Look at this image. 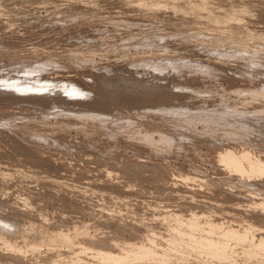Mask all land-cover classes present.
<instances>
[{"label":"rangeland","instance_id":"374dc122","mask_svg":"<svg viewBox=\"0 0 264 264\" xmlns=\"http://www.w3.org/2000/svg\"><path fill=\"white\" fill-rule=\"evenodd\" d=\"M0 94V219L9 232L75 227L112 247L106 237H136L148 223L165 240L179 223L174 210L190 220L210 209L200 219L211 215L220 228L264 227L260 207L243 205L263 177L240 176L213 154L237 144L264 157V0H0ZM60 244L57 264L70 249ZM233 261L223 263H241Z\"/></svg>","mask_w":264,"mask_h":264},{"label":"bare ground","instance_id":"6f19581e","mask_svg":"<svg viewBox=\"0 0 264 264\" xmlns=\"http://www.w3.org/2000/svg\"><path fill=\"white\" fill-rule=\"evenodd\" d=\"M232 3V2H231ZM239 8L235 7L234 5L231 8V11L234 10L239 11L240 13L247 8L246 5H240L238 6ZM230 9V8H229ZM246 11V10H245ZM233 19V18H232ZM213 20V19H212ZM216 22V21H215ZM225 22V21H224ZM209 26V25H207ZM215 26V25H214ZM213 26V27H214ZM227 26V25H226ZM206 27V26H205ZM217 27V26H216ZM234 27V26H233ZM253 27V26H252ZM220 28V27H219ZM222 28V27H221ZM229 28V27H228ZM232 28V27H230ZM237 30V27H235ZM243 28V27H242ZM239 30V29H238ZM243 30V29H242ZM248 30V29H247ZM234 31V28H233ZM228 32V31H227ZM239 32V31H238ZM230 33V32H229ZM234 35H236V32H232ZM229 35V34H228ZM262 36V35H261ZM258 37V36H257ZM263 37V36H262ZM261 38V37H260ZM171 42V41H170ZM173 42V41H172ZM176 43V42H175ZM178 43V42H177ZM36 48V47H35ZM41 49V48H40ZM37 50V48H36ZM19 51V50H18ZM24 51V50H23ZM180 51V50H179ZM45 52V51H44ZM57 52V51H56ZM183 52V51H182ZM185 52V51H184ZM13 53V52H12ZM30 56V55H29ZM210 56V55H209ZM212 59V58H211ZM256 59V58H255ZM210 60V59H209ZM250 60V59H249ZM251 61V60H250ZM211 62V61H210ZM252 62V61H251ZM250 62V63H251ZM215 63V62H213ZM208 64V63H207ZM216 64V63H215ZM29 65V64H28ZM31 65V64H30ZM179 65V64H178ZM209 65V64H208ZM222 66V65H221ZM180 68V67H179ZM248 68H251L250 66ZM217 69V68H216ZM116 70V69H115ZM226 70V69H225ZM117 71V70H116ZM185 72V71H184ZM223 72V71H222ZM245 72V71H244ZM101 73V72H100ZM94 75V74H93ZM121 76V75H120ZM34 77V76H33ZM88 78V77H87ZM129 78V77H128ZM127 78V79H128ZM228 78V77H227ZM233 78V77H232ZM97 79V78H96ZM112 79V77H111ZM110 80V79H109ZM108 81V80H107ZM113 81V80H112ZM111 81V82H112ZM106 82V79L105 81ZM119 82V81H118ZM22 82H20L21 84ZM102 83V82H101ZM114 83V82H112ZM147 83V81H146ZM186 83V82H185ZM105 84V83H103ZM109 84V83H108ZM111 84V83H110ZM109 84V85H110ZM127 84V83H126ZM125 84V85H126ZM133 84V83H132ZM131 84V85H132ZM144 84V83H143ZM32 85V84H31ZM130 85V86H131ZM184 85V83H183ZM15 86V85H14ZM26 86V85H25ZM100 87L103 86L102 84L99 85ZM106 86V84H105ZM143 85L141 84V87ZM156 86V85H155ZM182 86V84H181ZM232 86V85H231ZM235 86V85H234ZM29 87V86H28ZM27 87V88H28ZM36 87V86H35ZM45 87V86H44ZM79 87V86H78ZM104 87V86H103ZM188 87V86H187ZM237 87V86H236ZM26 88V89H27ZM32 88L34 89V86H32ZM109 88V87H108ZM222 88V87H221ZM71 89V88H70ZM74 90V88H72ZM98 89V88H97ZM129 89V88H128ZM234 89V88H233ZM31 90V89H30ZM45 90V88H44ZM54 90V88H53ZM52 90V91H53ZM75 90H78L75 88ZM102 90V89H101ZM107 90V89H106ZM130 90V89H129ZM135 90V89H134ZM165 90V88H164ZM210 90V89H209ZM109 91V90H107ZM133 91V90H132ZM166 91V90H165ZM164 91V92H165ZM202 91V90H201ZM225 91V90H223ZM228 91V90H227ZM237 91V90H236ZM48 92V91H47ZM58 92V91H57ZM56 92V93H57ZM63 92V91H62ZM73 92V91H72ZM76 92V91H74ZM84 92V91H83ZM83 92H81L80 94H82ZM110 92V91H109ZM113 92V91H112ZM167 92V91H166ZM218 92V91H217ZM216 92V94H217ZM10 93V92H9ZM20 93V92H19ZM34 93V92H33ZM37 93V92H36ZM51 93V92H50ZM102 93V92H101ZM128 93V92H127ZM12 94V93H10ZM41 94V93H40ZM61 94V93H60ZM77 94V92H76ZM88 94V93H87ZM1 95V94H0ZM6 95V94H5ZM8 95V94H7ZM48 95V94H47ZM119 95V94H118ZM50 96V95H49ZM56 96V95H55ZM87 96V95H86ZM6 97V96H5ZM62 97V96H61ZM127 97V96H126ZM11 98V96H10ZM48 98V97H46ZM55 98V97H54ZM131 98V97H130ZM3 99V97L1 98ZM11 100V99H10ZM13 100V99H12ZM26 100V99H25ZM41 100V99H40ZM78 100V99H77ZM95 100V99H94ZM111 100V99H109ZM60 101V100H59ZM59 101H57L59 103ZM81 101V100H80ZM127 101V100H126ZM224 101V100H223ZM15 102V101H14ZM38 102V101H37ZM52 102V101H51ZM50 102V103H51ZM56 102V103H57ZM63 102V101H62ZM65 102V101H64ZM132 102V101H131ZM70 102H68L69 104ZM73 103V102H72ZM183 103V102H182ZM227 103V102H226ZM236 103V102H235ZM3 104V103H2ZM39 104V103H38ZM64 104V103H63ZM78 104V103H77ZM85 104V103H84ZM114 104V103H113ZM138 104V103H137ZM164 104V103H163ZM167 104V103H166ZM76 105V104H75ZM74 105V106H75ZM86 105V104H85ZM88 105V104H87ZM90 105V104H89ZM111 105V104H110ZM165 105V104H164ZM229 105V104H228ZM35 106V104H34ZM37 106V105H36ZM70 106V105H69ZM98 106V105H97ZM154 106V105H153ZM183 106V105H182ZM149 107V106H148ZM163 107V105H162ZM170 107V105H169ZM64 108V107H63ZM70 108V107H69ZM77 108V107H76ZM75 108V109H76ZM91 108V107H90ZM112 108V107H111ZM150 108V107H149ZM154 108V107H153ZM74 109V108H73ZM79 109V108H78ZM95 110H97L96 108H93ZM101 109V108H100ZM99 109V110H100ZM106 109V108H105ZM162 109V108H161ZM181 109H183L181 107ZM180 109V110H181ZM230 109V108H229ZM228 109V110H229ZM3 110V109H2ZM66 110V109H65ZM68 110V109H67ZM113 110V109H112ZM120 110V109H119ZM208 110V109H207ZM233 110V109H232ZM230 110V111H232ZM4 111V110H3ZM60 111V110H59ZM74 111V110H72ZM94 111V110H93ZM105 111V110H104ZM135 111V110H134ZM171 111V109H169V112ZM227 111V110H226ZM234 111V110H233ZM69 112V111H68ZM67 112V113H68ZM78 112V111H76ZM75 112V113H76ZM83 112V111H82ZM88 112V111H87ZM166 112V111H165ZM225 112V111H224ZM236 112V111H235ZM85 113V112H84ZM228 112H225V114ZM234 113V112H232ZM91 114V113H90ZM163 114V113H162ZM71 115V112H70ZM73 115V114H72ZM89 116V114H87ZM83 116V115H82ZM206 116V115H205ZM218 116V115H217ZM87 117V116H86ZM92 117V116H91ZM180 117V116H179ZM208 117V116H207ZM81 118V116H80ZM83 118V117H82ZM81 118V119H82ZM97 118V117H96ZM95 118V119H96ZM213 118V117H212ZM86 119V118H85ZM90 119V118H89ZM88 119V120H89ZM98 119V118H97ZM103 119V118H102ZM87 120V119H86ZM85 120V121H86ZM99 120V119H98ZM133 120V119H132ZM210 120V118H209ZM82 121V120H81ZM217 121H219L217 119ZM248 121V120H247ZM131 122V121H130ZM229 122V121H228ZM246 122V121H245ZM242 123V124H245ZM64 123V122H63ZM248 123V122H247ZM246 123V124H247ZM241 124V123H240ZM241 124V125H242ZM245 124V125H246ZM20 125V124H19ZM17 126V125H15ZM21 126V125H20ZM25 126V125H24ZM31 126V125H30ZM29 127V126H28ZM27 127V128H28ZM109 127V126H108ZM34 128V127H33ZM216 128V127H213ZM31 129V128H29ZM103 129V128H102ZM214 130V129H213ZM217 130V129H216ZM31 131V130H30ZM88 132V131H87ZM28 133V132H27ZM35 133V132H34ZM97 133V132H96ZM93 132V135L96 134ZM103 133V132H102ZM110 133V132H109ZM33 134V133H32ZM38 134V133H37ZM88 134V133H87ZM100 134V133H99ZM112 134V133H111ZM237 134V133H236ZM235 134V135H236ZM26 135V134H25ZM29 135V134H28ZM31 135V134H30ZM29 135V136H30ZM32 136V135H31ZM30 136V137H31ZM45 136V135H44ZM49 136V135H48ZM92 136V135H90ZM106 136V135H105ZM110 136V135H109ZM114 136V135H113ZM35 137V136H34ZM33 137V138H34ZM54 137V136H51ZM107 137V136H106ZM29 138V137H28ZM42 138V137H41ZM44 138V137H43ZM31 140V138H29ZM54 139V138H52ZM126 139V138H125ZM30 140H28L27 142H29L30 144ZM59 140V139H58ZM36 141V140H35ZM56 141V138H55ZM95 141V140H94ZM114 141V140H113ZM51 142V141H50ZM37 143V142H35ZM33 144V143H31ZM30 144V145H31ZM116 144V143H115ZM35 145V144H34ZM113 145V144H112ZM136 145V144H135ZM36 146H38V144H36ZM36 146L34 148H36ZM142 146V145H141ZM144 146V145H143ZM145 148V147H144ZM30 149V148H29ZM41 149V148H40ZM253 149V148H251ZM247 147H243L242 145H227V146H223L220 148H216L215 151H213V154L215 153L217 156L224 164L225 168H229L231 170H233L234 172H236L237 174H239L240 176H256L259 175L261 177H263V183H264V157L259 155L258 153H256V151H252ZM31 150V149H30ZM114 151V150H113ZM32 152V151H31ZM105 152V151H104ZM254 152V153H253ZM35 153V152H34ZM111 153V152H110ZM31 156V155H30ZM210 156V155H209ZM84 162V161H83ZM161 163V162H160ZM134 164V163H133ZM143 164V163H142ZM220 164V163H219ZM141 165V164H140ZM152 165V164H151ZM22 166V165H21ZM108 166V165H107ZM157 166V165H156ZM160 166V165H159ZM84 167V166H83ZM142 167V166H141ZM149 167V166H148ZM199 167V166H198ZM108 170V167L106 168ZM197 169V168H196ZM88 170V169H87ZM106 170V171H107ZM143 170V169H142ZM164 171V170H163ZM4 172V171H3ZM123 172V171H122ZM6 173V172H5ZM126 174V173H125ZM169 174V173H168ZM1 175V172H0ZM5 175V174H4ZM135 175V174H134ZM154 175V174H153ZM170 175V174H169ZM174 175V173H173ZM180 177H182V179H180L181 181L185 182L188 181L189 179H197V177L195 176H189V175H185V174H179ZM6 176V175H5ZM2 177V175H1ZM7 177V176H6ZM151 177V176H150ZM167 177V176H166ZM164 177V178H166ZM20 178V177H19ZM143 178V177H142ZM173 178V177H172ZM3 179V178H2ZM152 179V178H151ZM174 179V178H173ZM240 179V178H239ZM192 184L195 186L196 183L194 184V181ZM198 180V179H197ZM244 179L240 180L241 182ZM253 180V179H252ZM260 180V179H259ZM142 181V180H141ZM238 181V178H237ZM247 181V180H245ZM243 181V182H245ZM15 182V181H14ZM196 182V181H195ZM249 182V181H248ZM252 182V181H250ZM254 182V181H253ZM205 183V182H204ZM208 183V182H207ZM142 184V183H141ZM167 184V183H166ZM165 184V185H166ZM202 184V183H201ZM253 184V183H252ZM254 184H256L254 182ZM259 184V183H258ZM262 184V182H261ZM199 185V184H198ZM210 187L212 186L211 183H209ZM214 185V184H213ZM244 185V184H243ZM257 185V184H256ZM103 186V185H102ZM197 186V185H196ZM251 186V185H250ZM254 186V185H253ZM253 186H251L253 188ZM248 187V186H246ZM251 188V191H253ZM258 188H260V186H258ZM113 189V188H112ZM165 189V188H164ZM246 189V188H245ZM249 189V188H247ZM256 189V188H255ZM257 190V189H256ZM227 191H223V193H226ZM228 193V192H227ZM225 194L226 197L229 198L230 195H234L236 197L237 194H232V192ZM250 193V192H249ZM224 195V196H225ZM78 196V195H77ZM232 196H230V198H232ZM233 196V197H234ZM85 197V196H84ZM234 197V198H235ZM79 198V197H78ZM251 200H245L243 205L246 207V205H248V209L247 211H249V204H246V201H249L257 206H259V210L264 214V188H262L261 190L259 189L258 191L252 192V194H250ZM223 199V198H222ZM76 200V199H75ZM220 200V198H219ZM217 200V201H219ZM225 200V199H224ZM238 200V199H237ZM240 201V200H239ZM38 202V201H37ZM236 201L233 199L232 204H234ZM243 202V201H242ZM240 201V203H242ZM246 202V203H245ZM248 202V203H249ZM237 203V202H236ZM235 203V204H236ZM227 204V203H226ZM229 204V203H228ZM70 205V204H69ZM172 205V204H171ZM223 205V204H222ZM239 205L236 204V206ZM251 205V204H250ZM186 206V205H185ZM234 206V205H232ZM243 206V207H244ZM239 207V206H238ZM236 207V208H238ZM241 207V206H240ZM256 207V206H255ZM211 208V207H210ZM229 208V207H228ZM224 210L225 212H232L229 209ZM233 208V207H232ZM235 208V209H236ZM253 208V206H252ZM98 209V208H97ZM217 209V208H215ZM214 209V210H215ZM230 209H231V205H230ZM239 209V208H238ZM245 209V210H246ZM180 210V209H179ZM209 210V209H208ZM211 211H213L212 209H210ZM209 210V211H210ZM223 210V207H222ZM233 211H237L232 209ZM208 211V212H209ZM218 211V210H216ZM215 211V212H216ZM239 211V210H238ZM252 211V209H251ZM250 211V212H251ZM170 212V211H169ZM168 212V213H169ZM172 212V211H171ZM182 212V211H181ZM199 211L195 212V213H191V215H194L195 217L192 216L188 218H191L190 220L187 219V217L185 218L188 221H185V219H183L182 214L180 213V211L178 212H172V214L175 216V218L177 217V220L179 221L178 225L176 227H174L172 229V231H170L168 229L169 232L166 231V233H168V237H165V240H163V238H159L158 237V229L156 228L157 226H154L155 228L152 227V229H156V236L154 235L155 231H153L151 229L150 224L152 223H148L147 225H149L150 227H148L147 229H144V231L148 230V234H144L145 232H141L139 235V232L136 237H130V238H125L123 236H119L120 234H118V232L115 235L112 234L113 238H108L106 237V239H104L105 241L107 239H109V241L113 240V244H109V246L111 245L112 247H108L106 245H100L103 244L102 242L99 243L98 245H94L96 243L90 242V238L88 231L83 229V226L80 227V229L83 230H78V228L75 227H70L71 225H67L68 230L66 232L63 231V229H58L55 227H51V226H45V225H40L38 226L37 230H36V234L32 235L31 233H29L28 229L29 226L31 224H29V226H25L23 229L24 230H20V231H16V232H9L8 231V226L6 224H4V221L1 220V225H5L2 226V228H0V247H2V245H4L3 247H5L10 253H8L7 255H4L6 253H2L4 256H0V264H57L58 262V256L60 255L59 251H62L60 249V246L62 244L60 243H66L68 245V247L70 249L67 250V255H68V259L65 261H59L62 262L61 264H174L175 261H181L180 264H201L203 262L206 261V264H224L223 261L227 260L229 262V260L233 259L235 262L236 260H238L241 263L238 264H264V232L263 229H261L262 231L258 232L259 229L258 228H264L263 225L261 227H255L258 229V231H255L256 229L253 228L254 225L251 224V226H247L244 229H242L243 227L238 225V227H242L241 230H239L240 228H233L231 227V223H229V225L226 227H224L220 233L218 232L219 230H221V228L219 227V222L220 224H222L221 222L223 221H219L216 222V219L214 223L211 219V215L210 217H208V220H202V218L200 219V217L205 216L206 214L208 215V212L206 211V213L204 212V210H202L199 214ZM243 212V211H242ZM241 212V213H242ZM253 212V211H252ZM183 213V212H182ZM198 213V214H196ZM219 214H221L218 211ZM217 213V214H218ZM238 213V212H237ZM216 214V213H215ZM227 214V213H226ZM225 214V215H226ZM236 214V213H233ZM248 215L250 213H247ZM246 214V215H247ZM261 214V213H259ZM5 215V214H4ZM39 215V214H38ZM95 215V214H94ZM186 215V214H185ZM244 215V214H243ZM241 215V219L245 216ZM247 217H250L251 215H249ZM222 216V215H221ZM224 216V213H223ZM262 216V214H261ZM5 217V216H4ZM76 217V216H75ZM217 218V216H214ZM225 217V216H224ZM238 215H236V218L234 216V220L236 221H241V219L239 220V218H237ZM3 218V217H2ZM36 218V217H35ZM158 218V217H157ZM206 218V217H204ZM246 218V217H245ZM253 218V217H252ZM256 218V217H254ZM34 219V218H33ZM33 219L27 221L28 223H34ZM151 219V218H150ZM155 219V218H154ZM153 219V220H154ZM220 219V216L219 218ZM222 219V218H221ZM220 219V220H221ZM233 219V218H232ZM230 219V221L232 220ZM242 219V220H243ZM249 219V218H248ZM5 220V218H4ZM72 220V219H71ZM245 220V219H244ZM263 220V219H262ZM151 221V220H150ZM156 221V220H154ZM159 220H157L158 222ZM26 222V223H27ZM39 222V221H38ZM78 222V221H77ZM152 222V221H151ZM6 223V222H5ZM188 223V224H187ZM204 223V224H203ZM233 223V222H232ZM262 223H264L262 221ZM72 224V223H71ZM87 224V223H86ZM185 224V225H184ZM236 224V222H235ZM244 224V223H242ZM257 224V223H256ZM0 225V226H1ZM249 225V224H248ZM33 226V225H32ZM237 226V225H236ZM7 227V228H6ZM31 227V226H30ZM147 227V226H146ZM220 228L217 230V228ZM235 227V226H234ZM67 228V227H66ZM150 228V230H149ZM216 228L215 232L213 231ZM2 229H6L7 231H4ZM13 229V228H12ZM164 229V228H163ZM255 229V230H254ZM14 230V229H13ZM119 231V230H118ZM150 231H153L150 232ZM116 232V231H115ZM133 232V231H132ZM146 232V233H147ZM150 232V233H149ZM163 232V230H162ZM212 233V234H210ZM215 233V234H214ZM72 234H74V237H77L79 235H82V239L84 240V242H80L79 244H76L74 241V237H72ZM153 234V235H152ZM163 235V234H162ZM93 236V235H92ZM91 236V237H92ZM110 236V237H112ZM160 239L157 240V238ZM231 239H235L236 243L240 244V249L238 244L235 243V241H233L234 243L232 244ZM163 240V241H162ZM82 241V240H81ZM96 241V240H95ZM108 241V240H107ZM162 241V242H161ZM104 242V241H103ZM105 243V242H104ZM109 242H107L108 244ZM115 243V244H114ZM106 244V243H105ZM236 244V245H234ZM77 245V246H76ZM234 246V247H233ZM43 247H47V254L45 251H43L44 254H40L42 252L39 253V251L43 250ZM65 247V246H63ZM238 248L237 251H235L234 248ZM67 249V248H66ZM234 249V250H232ZM16 252V253H14ZM200 252H205L206 259L204 261H198L197 260H202L201 256L199 258V255H203V253ZM65 253V254H66ZM199 253V255H198ZM21 254L23 256H21ZM64 253H62L61 255H63ZM64 254V255H65ZM87 254V255H85ZM237 254V256L235 255ZM44 255V256H41ZM198 255V256H197ZM41 256V257H40ZM60 257V256H59ZM22 258V259H21ZM229 258V259H228ZM63 259V258H62ZM57 261V262H56ZM233 261V262H234ZM263 261V262H262ZM64 262V263H63ZM174 262V263H173ZM227 262V263H228ZM231 262V261H230ZM234 262V263H235ZM226 263V262H225ZM226 263V264H227ZM237 263V262H236ZM60 264V263H59ZM176 264V263H175ZM179 264V263H178Z\"/></svg>","mask_w":264,"mask_h":264}]
</instances>
